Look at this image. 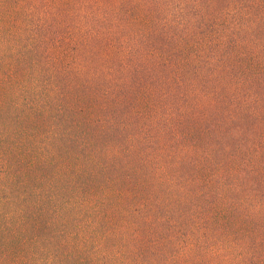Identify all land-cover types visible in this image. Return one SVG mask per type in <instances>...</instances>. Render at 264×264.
Listing matches in <instances>:
<instances>
[{
	"label": "rangeland",
	"instance_id": "rangeland-1",
	"mask_svg": "<svg viewBox=\"0 0 264 264\" xmlns=\"http://www.w3.org/2000/svg\"><path fill=\"white\" fill-rule=\"evenodd\" d=\"M0 264H264V0H0Z\"/></svg>",
	"mask_w": 264,
	"mask_h": 264
}]
</instances>
